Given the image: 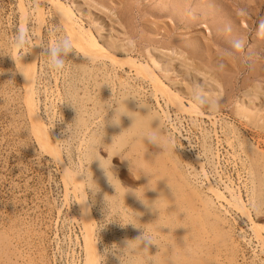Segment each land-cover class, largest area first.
Masks as SVG:
<instances>
[{
  "label": "rangeland",
  "instance_id": "374dc122",
  "mask_svg": "<svg viewBox=\"0 0 264 264\" xmlns=\"http://www.w3.org/2000/svg\"><path fill=\"white\" fill-rule=\"evenodd\" d=\"M18 1L0 0V49L11 50L8 49L10 42L19 35L21 30L32 46L39 34L41 38L39 39L41 47L37 55V65L41 75L37 80L39 113L47 124H54L55 131L61 138L60 143L66 140L65 144L61 145V149L69 175H72L77 167L83 169L88 167L85 170H88L89 174L93 173V178L100 184L98 185L101 192L99 191L95 196L90 192L87 199L97 223L100 248L105 251L106 247L113 243L123 245L126 240L141 235L144 230L142 226L146 225L150 231L156 232L161 245L160 252L157 253L159 245L149 244L150 253L153 255L157 253L167 258L173 251L169 248V244H175L177 264H264V255H260L258 243L249 229L250 220L248 221V218L241 213L225 205L228 213L223 212L222 209L217 210L219 217H223L225 221H216L212 212L206 211L202 202L191 192L190 186L183 183L175 162L177 155L182 152L180 148L191 158L199 154L201 156L199 158L205 161L204 169L207 172V178L219 188H223L222 180H230L231 184L241 192L243 199L247 201L250 216L254 217V221L263 224L262 232L264 233V131L244 124L233 113V102L247 84L257 81L264 86V38H261L264 37V31L260 33V36L257 35L258 26L264 22V0H188L187 5L183 4L185 7L181 9L183 14L179 9L175 11L176 3H182V0H163V2L162 0H76L81 5L84 4L83 11L87 16L99 21L104 38L112 36L116 44L122 47H126L128 41L134 42L132 54L130 53L132 57L142 62L146 61L145 48L149 46L158 49H184L183 51L187 52L188 56L191 55L194 68L208 67L213 77L224 88L216 118L192 116L188 113H179L172 107L167 108V110L170 109V120L175 121L180 131L182 130L181 136L184 138L181 139L184 144L181 145L182 147L178 140L177 143H180L178 146L161 152L163 149L158 145L144 142L137 136L141 123L146 125L143 120L134 124L133 127L136 130L132 127L130 131H133L125 134L129 135L128 137H123L124 141L125 138L127 139L125 142L128 141L127 151L123 156L114 154L112 157L114 164H111L113 172L117 173L123 185L131 188L140 185L147 187L146 184L151 180V186L156 187L147 189L145 195L150 200L158 198V203L170 204L168 211L162 213L161 220L155 221L159 216L158 211L153 212L146 208L133 193H126L125 203L142 213L139 217L141 227L132 224L122 227L117 220L109 222L111 217H106L107 210L103 197L105 193H114V187L107 183L104 175L101 176L100 172V175L98 174L95 167V171H92V162L79 158V146H81V139L85 136L83 130L88 125L96 128L90 141H94L95 149L101 157H108L109 143L107 140L110 142L108 137L110 138L118 127L116 124L113 125L114 129L111 128L116 104L120 106L119 111L126 110V105L130 111H135L137 104L133 99L134 96L119 88V90L115 89L111 97L107 95L111 84L107 83L108 86H106V82L102 81L101 70L99 71L98 68L95 70L96 66L88 67V64H84L80 59L81 55L76 50L69 53L66 58L63 74L50 72L46 67L47 45L52 40L65 36L64 31L56 21L51 5L35 0H24L28 17L22 27ZM70 1L74 0H67L68 3ZM36 6L42 9L45 15L40 31H38L36 13H34ZM211 28L213 34H208V29ZM31 48L29 47L28 50ZM17 54L19 55V52ZM4 55H0V68L5 69L4 73L0 74V264H83L85 251L81 216L78 214L80 212L79 195L74 191L75 187L67 183L65 176L68 174H64L62 165L58 161L55 162L56 159L47 151L42 150L31 131L32 123L20 73L16 70L15 61L11 55ZM115 70L118 74L117 80L119 78V81H123L121 70L119 68ZM252 70L255 74H252ZM126 71L130 70L126 67ZM128 73L129 79L133 78L130 80L145 91L142 99L154 107L153 109H158L155 98L152 97L150 85L138 80L134 71ZM179 78V82H183L181 81L182 76ZM117 80L114 77L113 85L121 87L124 82L118 84ZM96 86H102L101 88L105 89H102V94L99 93L100 96L91 94ZM202 94L206 95L205 92ZM97 98H102L103 101ZM260 105L264 109V99H261ZM121 116H126V113ZM94 120L96 123L92 122ZM68 124L72 129L71 136H69L71 133L67 131ZM166 124H169L168 120ZM228 124L233 125L241 133L246 143L249 142L248 149L245 148L244 152L240 149L243 145L239 140L236 137L232 140L234 136L229 133L226 127ZM168 128L178 136L169 125ZM229 140L232 142L229 143ZM207 147L211 150L205 151ZM125 155L132 158L133 164L137 160H143L144 156L150 160L147 167L153 178L147 174L140 176L139 170L130 165ZM205 157H209L210 160L207 162ZM196 167L199 169L198 164ZM168 183L173 186L175 195ZM120 199L123 200L122 192ZM211 199L215 204L217 203L216 205L219 204L212 195ZM248 199L252 200L253 204ZM223 214H226V217ZM160 223L170 224L172 229L169 226H163L161 228L163 232H161L157 227ZM240 229H243L244 241L235 239L236 233H242ZM233 241L236 243L235 246ZM109 255L114 259V264H120L117 256L114 257L111 252L107 254Z\"/></svg>",
  "mask_w": 264,
  "mask_h": 264
},
{
  "label": "bare ground",
  "instance_id": "6f19581e",
  "mask_svg": "<svg viewBox=\"0 0 264 264\" xmlns=\"http://www.w3.org/2000/svg\"><path fill=\"white\" fill-rule=\"evenodd\" d=\"M36 2L44 1L51 5L53 8V14L58 22L59 26L63 29L64 34L67 36H70L73 39V42L76 46V48L79 49L80 52L78 53L81 55V60H83L84 64H88L89 66H96L98 70H101V74L103 77L102 81L107 83H110L109 85V95H113L115 92V89L119 88L122 91H126L127 94H131L133 99H135V104H137V109H135V113H132L137 117V120L134 124H136L139 121H144L147 126H153L157 127L159 126L160 122L163 127V134L166 137H171L172 143L174 145L180 144L177 143L178 139L177 136L173 133V131H170L171 129L168 128V124H166V121H170V115L169 110L167 108L172 107L175 111L179 113H188L192 116H202V117H209L214 118L215 115L219 111V100L223 96V90L222 85L220 82L213 77L211 74L210 69L206 66H201L200 68H194L193 66V60L190 56L187 55V52H184L183 50H177V49H158L155 47H147L145 48V54H146V61H139L136 59V57L131 56V51L134 48V45L131 41H128L126 47H122L116 44L114 38L112 36H109L107 38H104L102 36L101 26L97 19H91L89 16H87L83 11V5L77 2L76 0L70 1L69 3L67 0H35ZM188 0H182V3H176V9L180 10L183 7L187 5ZM201 1V0H200ZM9 2V1H8ZM33 2V1H32ZM35 2V3H36ZM163 2V0H162ZM179 2V1H178ZM19 9L21 12V20H22V27H24L25 22L28 17V11L25 7L24 0H19ZM190 3V2H189ZM213 3V2H212ZM37 4V3H36ZM39 4V3H38ZM88 4V3H87ZM99 4V3H98ZM104 4V3H103ZM210 4V3H209ZM240 4V3H239ZM18 5V4H17ZM102 5V4H101ZM243 5V3H242ZM175 6V5H174ZM18 7V6H17ZM96 7V6H95ZM102 7V6H101ZM161 7V6H160ZM170 7V6H169ZM193 7V6H192ZM190 7V8H192ZM36 9V19L38 23V31H40V28L43 24V16H45L42 12V9L39 7H35ZM51 8V9H52ZM173 8V7H172ZM196 8V7H195ZM254 8V7H253ZM33 8H31L32 10ZM197 9V8H196ZM249 9V8H248ZM61 10L65 13L66 19L62 18L60 15ZM178 10V11H179ZM215 10V9H214ZM251 10V9H250ZM259 10V9H258ZM50 11V10H49ZM173 11V10H172ZM206 11V10H205ZM256 11V10H255ZM224 12V11H223ZM45 13V12H44ZM189 13V12H188ZM203 13V12H202ZM201 13V14H202ZM211 13V12H210ZM50 14V12H49ZM172 14V13H171ZM191 14V13H190ZM212 14V13H211ZM165 15V14H164ZM175 15V14H174ZM178 15V14H177ZM189 15V14H188ZM194 15V14H193ZM184 16V15H183ZM240 16V15H239ZM245 16V15H244ZM181 17V16H180ZM193 17V16H192ZM191 17V18H192ZM247 17V16H246ZM94 18V17H93ZM196 18V17H195ZM199 18V17H198ZM185 20V18H183ZM215 19V18H214ZM247 19V18H246ZM172 20V19H171ZM177 20V19H176ZM191 20V19H190ZM189 20V21H190ZM204 20V19H203ZM211 20V19H210ZM235 20V18H234ZM34 21V20H33ZM53 21V20H52ZM212 21V20H211ZM174 22V21H172ZM182 22V21H181ZM188 22V21H186ZM199 22V21H198ZM231 22V21H230ZM8 23V22H7ZM54 23V22H53ZM185 23V21H184ZM190 23V22H189ZM195 23V22H193ZM187 24V23H185ZM207 24V23H206ZM210 25V24H209ZM229 25V24H228ZM233 25V24H232ZM184 27V26H183ZM35 28V27H34ZM60 28V29H61ZM235 28V27H234ZM233 29V28H232ZM154 30V29H153ZM211 29H208V34H213L211 32ZM231 30V29H230ZM213 31V30H212ZM225 31V30H224ZM2 32V31H1ZM126 32V31H125ZM160 32V31H159ZM175 32V31H174ZM234 32V31H232ZM189 33V32H188ZM38 34V33H37ZM172 34V33H171ZM199 34V33H198ZM207 34V35H208ZM223 34V33H222ZM176 35V34H175ZM215 35V34H214ZM234 35V34H233ZM236 35V34H235ZM238 35V34H237ZM241 35V34H240ZM131 36V35H130ZM168 36V34H167ZM205 36V35H204ZM221 36V35H220ZM229 36V35H228ZM219 37V36H217ZM225 37V36H224ZM223 37V38H224ZM244 38V37H243ZM242 38V39H243ZM39 37L36 38L35 44L32 46V48L29 50L28 53H25L22 57V60H19V55L17 54V51H14V55L17 56L18 64L21 67H24V63L27 64V67L29 71L33 74V78L30 81H27L24 75L20 73L26 98H27V104H28V113L29 117L32 123V132L35 135L40 147L42 150L44 149L49 153V155L53 156L58 161L62 167L64 174L67 173L65 177L67 178V183L72 184L74 186V191L78 193L79 199L78 201L82 200L86 197V192H83V189L81 187V179H83V175L76 177L75 172L73 171L72 175H69V172L67 170V164H65V161L62 157V144L60 136L56 133L54 124H47L46 121L43 119L41 114L39 113V99H38V87H37V80L39 79L40 72L38 70V63H37V55L39 51ZM219 39V38H218ZM217 39V40H218ZM241 39V37H240ZM51 40V38H50ZM135 40V39H134ZM143 40V39H142ZM159 40V39H158ZM4 41V40H3ZM53 41V40H52ZM151 41V40H150ZM243 41V40H242ZM199 42V41H198ZM148 43V42H147ZM218 43V42H217ZM236 43V42H235ZM261 43V42H260ZM166 44V43H165ZM185 44V43H184ZM199 44V43H198ZM227 44V43H226ZM253 44V43H252ZM259 44V43H258ZM144 45V44H143ZM148 45V44H147ZM183 45V44H182ZM187 45V43H186ZM185 45V46H186ZM202 45V44H201ZM4 46V44H3ZM7 46V45H6ZM164 46V44H163ZM176 46V45H175ZM188 46V45H187ZM242 46V45H241ZM263 46V45H262ZM177 47V46H176ZM234 47V46H233ZM162 48V47H160ZM180 48V47H179ZM185 48V47H184ZM6 49V48H5ZM10 49V48H8ZM181 49V48H180ZM195 50V49H194ZM41 51V50H40ZM140 51V50H139ZM192 51V50H191ZM131 53V54H130ZM196 53V52H195ZM190 54V53H189ZM255 55V53H253ZM138 55V54H137ZM142 55V54H141ZM211 55V54H210ZM229 55V54H228ZM257 55V54H256ZM5 56V55H3ZM72 56V55H71ZM45 57V56H44ZM142 57V56H141ZM47 58V57H46ZM143 58V57H142ZM196 59V58H195ZM219 60V59H218ZM223 60V59H222ZM260 60V59H258ZM257 60V62H258ZM72 61V60H71ZM213 61V60H212ZM254 61V60H253ZM261 61V60H260ZM8 62V61H7ZM178 62V64L176 63ZM215 62V60H214ZM255 62V61H254ZM175 63L177 65H175ZM252 63V62H251ZM81 64V63H80ZM222 64V63H221ZM242 64V63H241ZM254 64V63H253ZM83 65V64H82ZM256 65V64H255ZM41 66V65H40ZM47 67V66H46ZM87 67V68H88ZM103 67V69H101ZM126 67L130 71H134L137 79L142 80L143 82H147L151 89H152V97L154 96V100L156 102V105L158 106V109H153L148 102L142 99V94L145 92L142 90L141 86H138L134 82H132L129 79V73L130 71H126ZM237 67V66H236ZM83 68H86V66H83ZM94 68V67H93ZM92 68V69H93ZM116 68H119L121 70V80L119 81V78L117 80V72ZM229 68V67H228ZM82 69V68H81ZM238 69V68H237ZM241 69V68H240ZM76 70V69H75ZM93 69V71H95ZM258 70V69H257ZM262 70V69H260ZM264 70V69H263ZM8 71V70H7ZM252 74L254 73V70H252ZM218 72V71H217ZM4 73V72H3ZM251 74V73H250ZM259 74V73H258ZM262 74V73H261ZM125 75V76H124ZM238 75V74H237ZM55 76V75H54ZM180 76H182L183 82H179ZM231 76V75H230ZM3 77V76H2ZM114 77L119 83L124 82L123 85L120 86H114ZM226 77V76H225ZM246 77V76H245ZM7 78V77H6ZM97 78V77H96ZM5 79V78H4ZM94 79V78H93ZM130 80V81H129ZM251 80V79H250ZM12 81V80H11ZM57 81V80H56ZM81 81V79H80ZM86 81V80H85ZM255 81V80H254ZM18 82V81H17ZM82 82V81H81ZM141 82V81H140ZM231 82V81H230ZM56 83V82H55ZM237 83V81H236ZM79 84V83H78ZM83 84V83H82ZM97 84V83H96ZM99 84V83H98ZM247 84V83H246ZM14 85V84H13ZM22 85V86H23ZM95 85V83H94ZM141 85V84H140ZM56 87V86H55ZM102 86H96L92 89L91 94L99 95L103 93ZM149 87V86H148ZM234 87V86H233ZM87 88V87H86ZM230 88H232L230 86ZM103 89V90H102ZM118 89V90H119ZM57 90V89H56ZM3 91V90H2ZM44 91V90H43ZM69 91V90H68ZM71 91V90H70ZM232 91V90H231ZM78 92V91H77ZM81 92V91H80ZM105 92V91H104ZM202 92H205L206 95L202 94ZM59 93V92H58ZM231 93V92H230ZM124 94V92H123ZM87 95V94H86ZM116 95V94H115ZM118 95V93H117ZM226 95V93H225ZM3 96V95H2ZM91 96V95H90ZM100 96V95H99ZM129 96V95H128ZM148 96V95H147ZM139 97V98H138ZM2 98V97H1ZM130 98V97H129ZM90 99V97H89ZM93 99V98H92ZM91 99V100H92ZM98 99V98H97ZM96 99V100H97ZM226 99V98H225ZM231 99V98H230ZM261 99H264V86L260 82H254L251 84H247V86L240 92V94L237 96L235 101L233 102V113L244 124L258 130L264 131V109L261 108L260 101ZM81 100V99H80ZM95 100V99H94ZM102 100V98L98 99ZM109 100V99H108ZM75 101V100H74ZM130 101V100H129ZM134 102L133 100H131ZM148 101V100H147ZM161 101L163 103L161 104ZM101 102V101H100ZM118 102V101H117ZM86 103V102H85ZM88 103V102H87ZM111 103V101H110ZM80 104V103H79ZM84 104V103H83ZM98 104V103H97ZM96 104V105H97ZM123 104V103H121ZM146 104V105H142ZM153 104V103H152ZM165 106V107H163ZM85 107V106H84ZM83 107V108H84ZM92 107V106H91ZM112 107V106H111ZM120 107V106H119ZM65 108V107H64ZM87 108V107H86ZM93 108V107H92ZM106 108V107H104ZM109 108V107H108ZM156 108V107H155ZM133 109V107H132ZM131 109V110H132ZM151 109V112L149 115L144 116L141 114H147ZM221 109V108H220ZM75 110V109H74ZM230 110V109H229ZM97 111V110H96ZM88 112V111H86ZM85 112V113H86ZM98 112V111H97ZM111 112V111H110ZM141 114H140V113ZM173 112V111H172ZM91 113V112H90ZM100 114V112H98ZM176 113V112H175ZM63 114V113H62ZM89 114V112H88ZM94 114V113H93ZM96 114V113H95ZM160 114V115H159ZM91 115V114H90ZM72 116V115H71ZM93 116V115H92ZM154 116L160 117L157 119H154L152 121V118ZM184 116V115H183ZM100 117V116H98ZM104 117V116H103ZM102 117V118H103ZM107 117V116H106ZM105 117V118H106ZM122 117V116H121ZM120 117V118H121ZM191 117V116H190ZM74 118V117H73ZM83 118V117H82ZM90 118V117H89ZM101 118V119H102ZM109 118V117H108ZM193 118V117H192ZM216 118V117H215ZM219 118V117H218ZM222 118V117H221ZM15 119V118H14ZM91 119V118H90ZM174 119V118H173ZM177 119V117H176ZM184 119V118H183ZM232 119V118H231ZM96 120V119H95ZM92 121L93 123H96ZM100 120V119H99ZM178 120V119H177ZM180 120V117H179ZM191 120V119H190ZM195 120V119H194ZM218 119H216L217 121ZM222 120V119H221ZM65 121V120H64ZM89 121V120H88ZM97 121V120H96ZM121 123L115 130L113 135L108 137L110 139V142L108 145V157H101L99 152L94 148L92 149L91 153L88 154L85 157L84 149L88 147V142L91 140L90 137L95 132L96 128H92L90 125H88L86 128H84V137L81 139V146L80 147V159H87L90 162H92V171L94 170V167L97 169L98 174L101 176L104 175L103 170L99 166V160H94L95 154L100 155L101 160L105 164H114L112 162V157L114 154L117 153V150L119 146L123 145V137H126V133H131V128L134 126L133 119L129 115L126 114V116L122 117L120 119ZM87 122V121H85ZM226 122V121H225ZM99 123V122H97ZM102 123V122H101ZM105 123V122H104ZM107 123V122H106ZM105 123V124H106ZM179 123V122H178ZM85 124V123H84ZM90 124V122H89ZM143 124V123H141ZM195 124V123H194ZM239 124V123H238ZM86 125V124H85ZM100 125V124H99ZM132 125V126H131ZM145 125V126H146ZM222 125V124H221ZM104 126V125H103ZM139 126V125H138ZM97 127V126H96ZM105 127V128H104ZM103 128L106 129V126ZM110 127V126H109ZM181 127V126H180ZM223 127V126H222ZM227 129L231 135L234 136L239 140L240 144L243 145L240 147L241 150H246L249 146V142L246 143V139H244L243 136H241L237 129L231 124H228ZM112 129L115 128V126L111 127ZM137 128V127H136ZM139 128V127H138ZM137 128V129H138ZM171 128V127H170ZM172 128L175 130V132L179 131V127H177V124L174 125L172 123ZM103 129V130H104ZM132 129L136 130L135 127ZM220 129V128H219ZM253 130V129H252ZM123 131V132H122ZM182 131V130H181ZM205 131V130H204ZM203 131V132H204ZM217 131V130H216ZM112 132V131H111ZM122 132V133H121ZM201 132V131H200ZM222 133V132H221ZM225 133V134H229ZM229 134V135H230ZM111 135V134H110ZM182 135V133H181ZM205 135V134H204ZM219 135V134H218ZM97 136V135H96ZM129 136V135H128ZM127 136V137H128ZM207 136V135H206ZM231 136V138L233 137ZM94 137V136H93ZM92 137V138H93ZM183 137V136H182ZM113 138L115 140V144H111L113 141ZM230 138V139H231ZM78 139V138H77ZM97 139V137H96ZM107 139V136H106ZM184 139V138H183ZM207 139V138H206ZM80 140V139H79ZM127 139L125 138V141ZM189 140V139H188ZM63 141V140H62ZM124 141V142H125ZM228 141V140H227ZM94 142V141H93ZM106 142V143H107ZM128 142V141H127ZM125 142V144H127ZM232 141L229 140V143ZM103 143V142H102ZM205 143V142H204ZM219 143V142H218ZM238 143V142H236ZM68 144V143H67ZM101 144V143H100ZM239 144V145H240ZM248 144V145H247ZM184 145V144H183ZM205 145V144H204ZM210 145V143H209ZM208 145V146H209ZM65 146V145H64ZM106 146V145H105ZM181 146V145H180ZM211 146V145H210ZM66 147V146H65ZM78 147V148H79ZM182 147V146H181ZM206 147V145H205ZM212 147V146H211ZM252 147V146H251ZM250 147V149H251ZM173 147H170L169 149H172ZM180 148V147H179ZM184 148V147H183ZM64 149V148H63ZM181 149V153H179L175 159L176 167L178 168L179 174L182 178L183 183L186 186H190L191 192H193L194 195L202 202L203 207L206 211L212 212L214 218L217 220L223 221V217H219V212L217 210H223V212L228 213L227 207L235 209L241 215L248 218V221L250 220L249 229L253 232V236L256 239V242L258 243V248L260 251V255H264V233L262 232V225L258 222L254 221V217L252 218L249 214V209L246 205V202L239 190H237L232 184L230 180H222L223 188H219V186H216L212 181H210L207 178V172L204 169V163L200 158L199 154L195 158L189 157L185 151ZM185 149V148H184ZM205 149V148H204ZM211 150V148L207 147V150ZM248 149V148H247ZM69 150V149H68ZM106 150V149H105ZM175 150V149H174ZM178 150V149H177ZM231 150V149H230ZM215 151V150H214ZM189 152V151H188ZM211 153V151H208ZM207 152V153H208ZM213 152V151H212ZM238 152V151H237ZM254 152V151H253ZM68 153V152H67ZM242 153V152H241ZM147 154V153H146ZM239 154V153H238ZM247 154V153H245ZM192 155V154H191ZM123 156V154H122ZM162 156V155H161ZM196 156V155H195ZM214 156V155H213ZM216 156V155H215ZM70 157V156H69ZM170 157V156H169ZM194 157V156H193ZM201 157V156H200ZM239 157V156H238ZM207 162L210 160L207 157ZM84 159V160H85ZM146 159V158H145ZM151 159V158H150ZM218 159V158H217ZM205 160V159H204ZM150 161V160H149ZM214 161V158H213ZM87 162V161H86ZM79 163V162H78ZM83 163V162H82ZM85 163V161H84ZM80 164V163H79ZM89 164V163H88ZM180 164V165H179ZM199 165V169H197L196 165ZM241 164V163H240ZM82 165V164H81ZM91 165V163H90ZM89 165V166H90ZM213 165V164H212ZM117 166V165H115ZM76 167V166H75ZM214 167V166H213ZM85 168V166H84ZM88 168V167H86ZM85 168V169H86ZM216 168V167H215ZM81 169H83L81 167ZM90 169V168H89ZM88 171V170H87ZM95 171V170H94ZM113 171V166H112ZM222 171V170H221ZM254 171V170H253ZM91 172V171H90ZM100 172V173H99ZM252 172V171H251ZM95 174V172H94ZM117 174V173H116ZM115 174V175H116ZM210 175V174H209ZM219 175V173H218ZM228 175V174H225ZM98 176V175H96ZM117 176V175H116ZM94 177V176H93ZM229 177V176H228ZM153 178V177H152ZM242 178V177H241ZM253 178V177H250ZM103 179V178H102ZM101 179V180H102ZM229 179V178H228ZM246 179V178H245ZM256 179V178H255ZM103 181V180H102ZM107 181V178H106ZM143 181V180H142ZM254 181V180H253ZM97 182V181H96ZM105 182V180H104ZM181 182V181H180ZM233 182V181H232ZM99 184V182H97ZM107 183L111 185L108 181ZM182 183V182H181ZM107 184V185H108ZM217 184V183H216ZM100 185V184H99ZM103 186V184H102ZM104 187V186H103ZM254 187V186H253ZM109 188V187H108ZM107 188V189H108ZM251 188V187H250ZM102 189V188H101ZM110 189V188H109ZM108 189V191H109ZM186 190V189H185ZM252 190V189H251ZM105 191V190H104ZM101 192V191H100ZM252 192V191H251ZM254 192V191H253ZM103 193V192H102ZM262 193V192H261ZM210 196H209V195ZM211 195L217 199L219 202L218 205H216L213 202V199H211ZM97 196V195H96ZM262 196V195H260ZM99 197V196H98ZM190 197V196H189ZM247 197V196H246ZM255 197V196H253ZM263 197V196H262ZM256 198V197H255ZM250 198V199H255ZM249 200V199H248ZM199 202V201H198ZM252 203V200L250 201ZM255 202V200H254ZM257 203V202H256ZM78 204V203H77ZM253 204V203H252ZM104 205V204H103ZM134 205V204H133ZM226 205V206H225ZM256 205V204H255ZM261 205V204H260ZM80 206V212L78 213L79 216H81V223L83 227V240H84V251H85V260L83 264H102L103 257L99 253H104V250H102L99 246V240L97 238L98 231H97V223L95 220V217L92 215L90 205L88 201H85L83 203L79 202ZM194 206V205H193ZM181 207V206H180ZM79 208V207H78ZM87 209V211H85ZM144 209V208H143ZM219 210V211H220ZM190 212V211H189ZM218 212V213H217ZM222 213V212H221ZM218 214V215H217ZM221 215V214H220ZM226 215V214H225ZM223 214V216H225ZM96 216V215H95ZM226 217V216H225ZM173 219V218H172ZM16 220V219H15ZM225 221V220H224ZM243 221V220H242ZM160 222V221H159ZM175 222V221H174ZM201 222V221H200ZM219 222V221H218ZM239 222V221H238ZM149 223V222H148ZM229 223V222H228ZM236 223V222H235ZM20 224V223H19ZM225 224V223H224ZM230 224V223H229ZM12 225V224H11ZM133 225V224H132ZM192 225V224H191ZM209 225V224H208ZM114 226V225H113ZM128 226V225H127ZM236 226V225H235ZM239 226V225H238ZM11 227V226H10ZM247 227V226H246ZM231 228V227H230ZM229 229V228H228ZM232 230V229H231ZM241 230V229H240ZM243 230V229H242ZM241 230V231H242ZM29 231V230H28ZM170 232V231H169ZM245 232V231H244ZM26 233V232H25ZM31 234V233H30ZM125 234V233H124ZM10 236V235H9ZM118 236V235H117ZM252 236V237H253ZM133 237V236H132ZM224 237V236H223ZM251 237V238H252ZM236 241H244L245 235L239 232L238 234H235ZM19 240V239H18ZM24 240V239H23ZM234 240V239H233ZM249 240V239H248ZM226 241V240H225ZM23 242V241H22ZM27 243V242H26ZM121 243V242H120ZM123 243V242H122ZM247 243V242H246ZM3 244V243H2ZM235 241H233V245L235 246ZM191 245V244H190ZM214 245V244H213ZM15 246V245H14ZM197 246V245H196ZM195 246V247H196ZM238 246V245H237ZM30 248V247H29ZM152 248V247H151ZM185 248V247H184ZM191 248V247H190ZM200 248V247H199ZM237 248V247H236ZM193 250V249H192ZM216 250V249H215ZM225 250V249H224ZM187 251V250H186ZM190 251V250H189ZM196 251V250H195ZM213 253V252H212ZM44 254V253H43ZM211 254V253H210ZM235 254V253H234ZM188 255V254H187ZM220 255V254H219ZM211 256V255H210ZM235 256V255H234ZM116 257V256H114ZM184 258V257H183ZM245 258V257H244ZM257 258V257H256ZM118 259V257H117ZM116 259V260H117ZM227 259V258H225ZM223 259V260H225ZM113 260L110 255L106 257L105 264H114ZM238 260V259H237ZM219 261V260H218ZM115 262V261H114ZM224 262V261H223ZM252 262V261H251ZM256 263V262H255ZM47 264V263H46Z\"/></svg>",
  "mask_w": 264,
  "mask_h": 264
},
{
  "label": "clouds",
  "instance_id": "9594fccd",
  "mask_svg": "<svg viewBox=\"0 0 264 264\" xmlns=\"http://www.w3.org/2000/svg\"><path fill=\"white\" fill-rule=\"evenodd\" d=\"M60 15L62 18L66 19L65 13L62 10L60 12ZM262 31H264V22H261V24L258 26L257 35L260 36V33ZM261 38H264V37H261ZM29 47H32V45H30L29 40L26 38L23 31L21 30L19 35L16 36L10 42L9 48L11 50L6 51L4 49H0V55H4V54L11 55V57L15 61L16 70L21 72L27 81H30L33 78V74L29 71L27 64L24 63V67H21L18 64L17 62L18 58L16 55H14V51L19 52V60L23 61L22 57L24 56L25 53L29 52L28 50ZM237 47H239V45H237ZM73 50H76L77 52L82 53L79 51L78 48H76L73 42V39L70 36H67V35L61 36L49 42L47 45V51L45 53V56L47 57L46 66L48 70L52 73L63 74L65 71L66 58L68 57L69 53H71ZM4 71L5 69L0 68V74H2ZM116 105H117L116 112H115V115L113 116L112 123L118 125L120 123L121 115L126 113L127 115L132 117L133 119L132 125H133L137 120V117L132 114L135 112L130 111L127 105H126V110L119 111V106L118 104ZM142 105H146V104H142ZM150 112H151V109L147 114H141L140 112L139 113L141 115L147 116L150 114ZM157 118H159L160 120V117L154 116L152 118V121ZM67 131L71 133L69 135L71 136L72 129L69 128V124L67 126ZM137 136L139 138H142L144 142L147 141L148 143L158 145L160 148L163 149L161 152L167 151L170 147L175 148L177 146L172 143L171 137H166L163 134V127L161 125V122L159 126L157 127L144 126L142 124L140 128L138 129ZM111 144H115L114 138ZM95 147H96L95 143L93 141H90L88 144V147L83 150L85 157L88 154H90L92 149H94ZM127 147L128 146L126 144L119 146L117 150V155L126 153ZM125 158H127L130 161L131 166H135L139 170L140 176L142 174H147L152 177V173L149 171L147 167L149 160L145 159V156L143 160H137L135 164H133V160L131 157L125 155ZM94 160H99V166L103 170L107 178V181L114 187V193L112 194L105 193L103 197L105 201V207L107 210L106 217H111L109 222L113 220H117L119 221L122 227L128 224H133L134 226H137V227L142 226L141 221L139 219L142 213L132 209L125 203L126 193H129V192L133 193L135 197L138 199V201L141 204H143L146 208L151 209L153 212L158 211L159 216L155 221L161 220L162 213L165 211H168L170 204L164 203V202L158 203V198L155 200H150L145 195L147 189L156 187V186L155 187L151 186L150 184L151 180L149 181L148 184H146L148 185L147 187H144L145 185H140L135 188L125 186L121 183L119 178L112 171L111 164H105L101 160L100 155L98 154H95ZM74 172H75L76 177L83 175V179L80 180L81 187L83 189V192L87 193V196L79 201L83 203L87 201L90 192L93 196H95V194L100 191V186L98 185L96 180L93 178V173L89 174L87 170L81 169L79 167L75 168ZM169 185L171 187L173 194L175 195L173 186L171 184ZM121 192L123 195L122 201L120 199ZM85 211H87V209H85ZM137 221H139V224H137ZM163 226H169L171 228L170 224L160 223L157 225V227L161 232H163L161 230ZM142 227L144 230L142 234L139 235L138 237L134 239L126 240L123 245L119 243H113L112 245L106 247L104 253L102 254L99 253L103 257L102 264H105L107 254L109 252H111L114 256H117L119 258L120 264H177L176 245L169 244V248L173 250L171 256H168L167 258H165L160 255H157V253H159L161 249L159 237L157 236L156 232L150 231L146 227V225H143ZM149 244L159 245V251L155 253L154 255L151 254L149 251V247H148ZM142 245L144 246L142 247Z\"/></svg>",
  "mask_w": 264,
  "mask_h": 264
},
{
  "label": "built area",
  "instance_id": "2783aa9c",
  "mask_svg": "<svg viewBox=\"0 0 264 264\" xmlns=\"http://www.w3.org/2000/svg\"><path fill=\"white\" fill-rule=\"evenodd\" d=\"M168 123H169L168 125H169L171 128H172V123H174V125H176L175 121L172 122V121L170 120V121H168ZM177 127H178V126H177ZM172 129H173V128H172ZM173 130H174V129H173ZM176 134L178 135V136H177V137H178V140H179L180 143H181L180 145H182L183 143H182V140H181V139H182L183 137L181 136V131H180V129H179V131L176 132Z\"/></svg>",
  "mask_w": 264,
  "mask_h": 264
}]
</instances>
